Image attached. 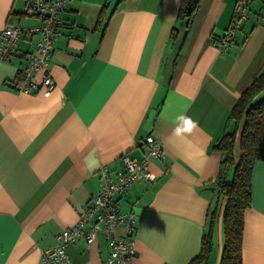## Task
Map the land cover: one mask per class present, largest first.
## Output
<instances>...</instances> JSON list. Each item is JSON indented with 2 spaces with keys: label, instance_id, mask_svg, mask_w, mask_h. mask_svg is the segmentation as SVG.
Returning a JSON list of instances; mask_svg holds the SVG:
<instances>
[{
  "label": "crops",
  "instance_id": "crops-1",
  "mask_svg": "<svg viewBox=\"0 0 264 264\" xmlns=\"http://www.w3.org/2000/svg\"><path fill=\"white\" fill-rule=\"evenodd\" d=\"M236 2L201 0L187 29L181 0H67L50 95L14 89L22 55L0 62V264H44L42 251L99 193L100 170H122L124 155L142 159L149 135L164 144L165 158L149 166L156 179L117 198L121 211L136 214L133 264H189L199 255L223 159L213 145L234 130L229 114L264 70L263 3L250 4L249 20L226 52L218 46ZM26 7L27 0H0V29L41 25ZM40 38L23 39L21 54ZM180 115L195 126L176 136ZM239 139L240 131L237 161ZM252 190L242 258L264 264V162L255 165ZM213 242L209 264H220L221 219ZM67 253L70 264H106L110 246L101 233Z\"/></svg>",
  "mask_w": 264,
  "mask_h": 264
},
{
  "label": "built area",
  "instance_id": "built-area-1",
  "mask_svg": "<svg viewBox=\"0 0 264 264\" xmlns=\"http://www.w3.org/2000/svg\"><path fill=\"white\" fill-rule=\"evenodd\" d=\"M253 1L264 4V0H237L233 18L226 36L220 41L221 52H226L236 39L242 24L249 20L248 8ZM67 0H27L25 15L37 17L43 22L39 26L22 28L7 25L0 29V62L7 63L22 55L24 66L18 74L14 89L19 93L50 95L57 87L51 71L54 43L63 34L62 13ZM40 34L41 38L33 50L21 54L20 42L26 37ZM147 152L142 159L122 157L123 169L114 173L110 168L100 170L101 189L80 211L78 222L57 235L56 244L42 251L44 264H70L69 246L79 239L93 243L102 233L110 246L106 264H133L136 256V214L123 212L117 201L134 184L154 181L156 175L150 170L152 159H164V144L149 135L145 139Z\"/></svg>",
  "mask_w": 264,
  "mask_h": 264
},
{
  "label": "trees",
  "instance_id": "trees-1",
  "mask_svg": "<svg viewBox=\"0 0 264 264\" xmlns=\"http://www.w3.org/2000/svg\"><path fill=\"white\" fill-rule=\"evenodd\" d=\"M200 3L201 0H181L179 20L186 22L187 29L190 28ZM176 31L175 27L173 37ZM263 90L264 70L242 93L231 110L229 119L234 122V130L220 137L213 145V149L223 157L215 187L216 201L208 213L201 251L189 264H209L214 247V230L220 219L223 225L220 264H243L245 212L252 206L253 173L255 165L264 162V100H257ZM239 131L241 156L237 161L234 148ZM231 171L232 176L229 178Z\"/></svg>",
  "mask_w": 264,
  "mask_h": 264
},
{
  "label": "clouds",
  "instance_id": "clouds-1",
  "mask_svg": "<svg viewBox=\"0 0 264 264\" xmlns=\"http://www.w3.org/2000/svg\"><path fill=\"white\" fill-rule=\"evenodd\" d=\"M177 120L178 123H176L173 127V134L176 136H180L183 133L190 131L195 126V122L191 119V117L180 115L177 117ZM85 162L89 168L97 165L96 159L92 157L91 154L88 157H85Z\"/></svg>",
  "mask_w": 264,
  "mask_h": 264
}]
</instances>
